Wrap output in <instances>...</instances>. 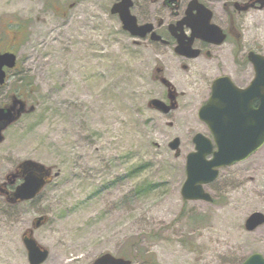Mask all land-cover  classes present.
<instances>
[{
    "label": "rangeland",
    "instance_id": "obj_1",
    "mask_svg": "<svg viewBox=\"0 0 264 264\" xmlns=\"http://www.w3.org/2000/svg\"><path fill=\"white\" fill-rule=\"evenodd\" d=\"M112 1L0 0V49L10 47L18 59L0 86V106L13 97L26 103L3 131L0 183L26 158L52 173L32 200L8 204L0 195V264H28V230L49 251L42 264H90L104 252L125 253L131 264H150L148 255L155 264L264 256V223L244 228L250 213L264 214V144L204 185L212 202L184 200L192 136H210L197 110L211 65L159 61L156 48L122 30ZM241 17L246 48L264 53V5ZM67 55L79 64L71 96L62 84ZM243 68L247 83L253 71ZM170 94L175 108L167 114L151 106Z\"/></svg>",
    "mask_w": 264,
    "mask_h": 264
},
{
    "label": "water",
    "instance_id": "obj_2",
    "mask_svg": "<svg viewBox=\"0 0 264 264\" xmlns=\"http://www.w3.org/2000/svg\"><path fill=\"white\" fill-rule=\"evenodd\" d=\"M130 0H117L111 6V13H117L122 27L132 34L139 26L135 17L130 13ZM249 58L254 66L255 75L245 88H236L227 77L215 79L211 95L200 107L198 116L208 125L212 133L215 150H212L211 141L200 133L193 136L195 150L186 155V178L181 186V195L184 199L211 200V196L203 190L202 185L212 181L218 174V168L240 161L257 150L264 143V55L251 53ZM16 56L12 52H0V84L4 82L5 71L3 66L12 68ZM255 99L257 105L253 107ZM151 104L162 110L169 111L170 107L159 99H152ZM23 110L20 101H14L9 106L0 107V141L1 130L17 119ZM179 139L174 138L169 146L177 148ZM212 154L210 159L206 156ZM25 163L33 166L36 171L28 172L23 182L13 192V200L30 199L44 185L43 166L27 160ZM42 218L38 217L35 225H39ZM264 222V214L252 212L245 221V228L252 230ZM27 252L29 264H41L48 256V251L42 249L34 238L25 235L22 238ZM129 259L114 256L109 252L96 256L90 264H130ZM240 264H264V257L259 253H252Z\"/></svg>",
    "mask_w": 264,
    "mask_h": 264
},
{
    "label": "flooded vegetation",
    "instance_id": "obj_3",
    "mask_svg": "<svg viewBox=\"0 0 264 264\" xmlns=\"http://www.w3.org/2000/svg\"><path fill=\"white\" fill-rule=\"evenodd\" d=\"M115 1H112L111 6ZM259 1L131 0L130 12L139 26L136 29L138 34L124 32L136 43L156 48L159 61L203 62L205 66L211 65L208 70L209 93L213 80L219 76H226L235 86L244 87L248 83L243 82V66L250 65L252 70L248 52L255 51V46H245L241 13L262 7L264 0L262 3ZM157 70H160L159 67ZM34 109L30 106L28 111L33 112ZM22 161L5 174V180L0 183V195L8 204L19 203L12 200L13 192L33 169Z\"/></svg>",
    "mask_w": 264,
    "mask_h": 264
},
{
    "label": "bare ground",
    "instance_id": "obj_4",
    "mask_svg": "<svg viewBox=\"0 0 264 264\" xmlns=\"http://www.w3.org/2000/svg\"><path fill=\"white\" fill-rule=\"evenodd\" d=\"M65 65H66V69L62 72L64 74V81H62L63 84V90L64 93L67 96H71V94L74 92L75 89V84L73 82V69H72V65H78V63H74L70 60V57L67 55L65 57ZM83 88L81 87V85L79 86V90H82Z\"/></svg>",
    "mask_w": 264,
    "mask_h": 264
},
{
    "label": "trees",
    "instance_id": "obj_5",
    "mask_svg": "<svg viewBox=\"0 0 264 264\" xmlns=\"http://www.w3.org/2000/svg\"><path fill=\"white\" fill-rule=\"evenodd\" d=\"M25 82V81H24ZM24 82H22L21 84H23ZM123 256H127L125 253L123 254ZM147 257H149V259H148V262L150 263V264H155V262H154V258L152 257V256H147Z\"/></svg>",
    "mask_w": 264,
    "mask_h": 264
}]
</instances>
